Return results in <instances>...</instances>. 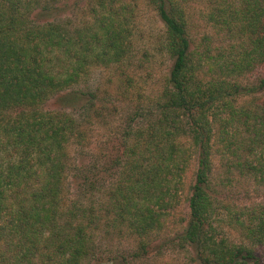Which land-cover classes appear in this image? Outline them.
<instances>
[{"label": "trees", "instance_id": "16d2710c", "mask_svg": "<svg viewBox=\"0 0 264 264\" xmlns=\"http://www.w3.org/2000/svg\"><path fill=\"white\" fill-rule=\"evenodd\" d=\"M58 1L0 0V264L112 261L95 232L149 238L159 231L187 185L193 156L181 239L195 244L201 264H261L246 243L216 239L208 176L215 151L264 185V99L255 97L264 76L257 85L240 81L264 62V0L208 3V22L236 35L215 54L191 46L185 6L192 0H145L164 27L172 66L153 107L137 111L136 127L125 128L111 157L91 167L70 156V147H84V116L78 122L43 107L55 99L63 111L72 108L85 94L71 90L91 66L122 61L136 0H86L78 22L56 19ZM95 107L90 98L80 108L102 116ZM69 177L76 178L75 200ZM227 215L251 245H264V204ZM150 241L141 239L132 258L150 254Z\"/></svg>", "mask_w": 264, "mask_h": 264}, {"label": "rangeland", "instance_id": "374dc122", "mask_svg": "<svg viewBox=\"0 0 264 264\" xmlns=\"http://www.w3.org/2000/svg\"><path fill=\"white\" fill-rule=\"evenodd\" d=\"M210 1L213 0H192L185 6V13L192 48L206 49L207 46L211 54H215L217 50L220 51L221 48H226V45L236 42V35H232V38L225 36L222 34L223 30L208 22ZM80 2L82 1H58L57 6L60 10L56 19L62 21L69 16L73 21H80L84 18L82 5L86 0L82 4ZM125 2L133 5L130 0ZM226 2L225 4H231L232 0ZM128 17L125 40L127 53L124 54L122 61L110 66H91L71 90L85 94L81 102L72 108L63 111L55 99H51L43 107L44 110L57 109L71 114L78 122L82 121L84 116L83 123H86L83 128L86 132V139L82 142L84 147H70V156L76 163L81 161L89 167L105 163L111 157V153L115 152L114 147L120 143L123 130L129 126L136 127L135 119H139V116L131 122L135 113L143 110L145 114V111L153 107V101L163 87L172 66V60L163 50L164 27L152 7L145 0H136ZM253 67V71L240 78L244 85H257L259 78L264 76V62H257ZM255 97L264 99V90H260ZM90 98L97 108L103 109L102 116L93 117L92 111L84 113L80 108ZM229 165V159L212 151L208 184L210 193L214 196L217 213L216 220L214 219L218 225L216 239L227 238L229 243L234 244L246 243L255 251L261 264H264V245H251L243 237V231L239 227L233 223V226H228L230 218L227 215L229 212L239 213L240 210L264 204V185H259L251 177L241 174L239 170ZM196 166V157L193 156L187 185L180 192V199L173 208L167 210V217L159 231L151 233V237L140 238L126 229L114 230L110 236L102 229L95 232V241L100 245V250L112 259L104 264H201L195 244H188L180 237L189 222L186 199L190 196L189 185L194 179ZM109 172L103 173L106 183H111ZM75 179L69 177L68 180L70 198L73 200L76 198L71 182L76 181ZM89 199L95 200L87 195L85 200ZM141 239H151L150 254L141 255L135 260L132 254L137 252Z\"/></svg>", "mask_w": 264, "mask_h": 264}]
</instances>
